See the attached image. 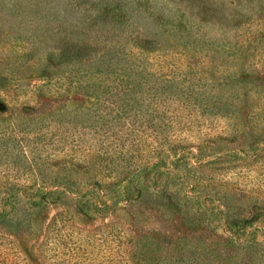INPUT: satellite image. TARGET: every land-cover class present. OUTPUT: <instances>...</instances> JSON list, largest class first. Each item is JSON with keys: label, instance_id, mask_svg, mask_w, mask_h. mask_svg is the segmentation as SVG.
Returning a JSON list of instances; mask_svg holds the SVG:
<instances>
[{"label": "rangeland", "instance_id": "1", "mask_svg": "<svg viewBox=\"0 0 264 264\" xmlns=\"http://www.w3.org/2000/svg\"><path fill=\"white\" fill-rule=\"evenodd\" d=\"M155 59L168 64L160 80L152 67ZM110 61L144 65L147 78L134 69L135 85L162 81L174 93L199 96L206 115H215L213 132L227 131L220 133L227 138L219 145L241 146L228 163L236 158L246 163L247 174L264 178V0H0V176L4 163L15 161L5 140L17 123L37 142L87 151L93 140L83 126L94 119L88 114L93 102L88 93L100 87L85 89L80 80L96 83L98 67ZM137 90L153 93L142 85ZM241 97L247 102H239ZM231 125L241 133L235 138ZM36 166L47 171L53 165L38 156ZM25 182L42 184L38 176ZM123 208L120 204L105 218H75L57 232L48 229L60 209L56 204L27 210L28 222H1L0 235L15 242L11 250L10 239L1 238L9 252L6 263L15 261L17 247L20 264L29 259V264H139L150 256V247L142 232L129 226L141 228L140 219ZM81 233L90 244L81 246L76 259L72 244ZM120 234L128 239L118 242Z\"/></svg>", "mask_w": 264, "mask_h": 264}, {"label": "trees", "instance_id": "2", "mask_svg": "<svg viewBox=\"0 0 264 264\" xmlns=\"http://www.w3.org/2000/svg\"><path fill=\"white\" fill-rule=\"evenodd\" d=\"M128 63L103 62L96 83L80 80L85 89L100 87L88 93L93 97L88 114L94 119L83 126V132L93 142L84 153H77L71 145L37 142L33 132L21 129L19 123L13 125L5 144L15 161L4 163L0 176L4 185H0V223L17 218L28 222L27 210L56 204L60 209L48 229L57 232L84 215L105 218L122 204L133 220L142 222L141 228L128 223L135 232H142L150 247L148 261L139 264H264L261 173L247 174L246 163L236 158L228 163L241 146L219 145L222 137L227 138L220 133L227 131L213 132L215 115H206L199 96L190 91L174 93L162 81L143 80L135 85L133 70L140 69L147 78L145 66ZM166 66V61H153L155 79L165 77ZM139 85L153 93L137 90ZM190 90L196 92L192 85ZM243 101L247 102L239 98ZM134 103L138 104L135 110L131 108ZM149 105H154L153 112ZM230 130L234 138L241 134L232 125ZM38 156H47L52 168L43 171L36 166ZM33 176L42 184H26V178ZM126 234L115 239L123 242L128 239ZM87 237L81 233L78 243L72 244L76 259L81 246L90 244ZM191 237L201 242L187 244ZM2 239L0 264H8L9 252ZM9 239L13 250L15 242ZM15 252L10 264L22 261L17 247ZM229 252L240 254L236 257Z\"/></svg>", "mask_w": 264, "mask_h": 264}]
</instances>
